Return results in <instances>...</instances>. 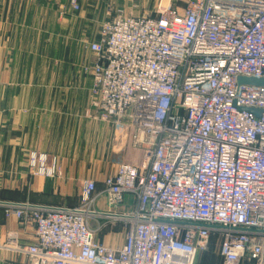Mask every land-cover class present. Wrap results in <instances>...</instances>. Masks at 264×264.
<instances>
[{"label":"built area","instance_id":"1","mask_svg":"<svg viewBox=\"0 0 264 264\" xmlns=\"http://www.w3.org/2000/svg\"><path fill=\"white\" fill-rule=\"evenodd\" d=\"M87 49V116L97 112L119 143L131 131L144 151L140 167L121 162L104 183L109 208L136 200L130 216H115L124 244L96 240L97 185L85 180L76 208L6 206L7 217L34 227L35 242L11 232L2 248L29 264H204L215 237L221 264H264V0L118 12ZM28 166L35 177L60 176L45 153H29Z\"/></svg>","mask_w":264,"mask_h":264},{"label":"crops","instance_id":"2","mask_svg":"<svg viewBox=\"0 0 264 264\" xmlns=\"http://www.w3.org/2000/svg\"><path fill=\"white\" fill-rule=\"evenodd\" d=\"M130 1L79 0V5L84 15L96 16L128 10ZM69 11L70 0H0V264H29L25 256L2 248L11 232L21 245L35 242L31 224L5 215L8 205L76 208L82 182L93 180L98 215L89 224L99 229L98 242L113 248L124 244L126 233L125 222L115 216H130L136 207L132 195L112 210L107 205L105 180L121 162L140 167L144 151L131 146V131L119 143L112 125L96 119L97 112L87 116L92 84L83 67L93 62L86 43L97 36L87 37L85 23L55 22L56 15ZM31 152L57 158L60 176L32 177Z\"/></svg>","mask_w":264,"mask_h":264},{"label":"rangeland","instance_id":"3","mask_svg":"<svg viewBox=\"0 0 264 264\" xmlns=\"http://www.w3.org/2000/svg\"><path fill=\"white\" fill-rule=\"evenodd\" d=\"M138 1L139 0H131L129 3L130 8L128 10L124 9V8L123 9L119 8L118 10L109 9L106 14L104 13V14H99L96 16L84 15L83 13H81V7L79 5L78 10H74L71 7V11H69V13H67V14L66 13L65 14L60 13V14L56 15L54 19H55V22H57L58 24L68 23V19L72 23H77V24L78 23H81V24L85 23V27H86L85 30H86L87 37L89 36V34L91 32H94V33H96V36L98 39V35L100 33V30H101L103 23H105L109 19H112L115 15L118 14V12H122L125 16H134V17L135 16L136 17L137 16H144V15L155 16L156 11L160 7H165L168 4H171L172 7L177 8L178 10L182 11L190 2H192L194 0H148L147 7H144L146 4L145 5L143 4L144 8L140 7ZM77 2L79 4V0H77ZM70 6H71V3H70ZM110 11H112L111 14L109 13ZM87 41H89V40L87 39ZM90 42L91 41L87 42L86 45ZM93 59H94V56H93ZM86 76H88V75H86ZM28 172L31 175L30 170H29V166H28ZM32 177H35V176H32ZM37 178H41V177H37ZM43 179H46V178H43ZM80 205H81V203H80ZM92 206H91V209H89L90 211H94ZM109 209L112 210L113 208H109ZM118 223H120V222H118ZM125 227H126V225H125ZM90 228L95 231L96 240L99 241V239H98L99 237L97 235V232L99 231V229H94L91 227V225H90ZM213 238H215V237H213ZM213 238L211 239V244L209 246L208 251L205 253L201 252V257L205 258L204 264H221V261H220L219 255H218L219 239H217V238L213 239Z\"/></svg>","mask_w":264,"mask_h":264},{"label":"water","instance_id":"4","mask_svg":"<svg viewBox=\"0 0 264 264\" xmlns=\"http://www.w3.org/2000/svg\"><path fill=\"white\" fill-rule=\"evenodd\" d=\"M242 83L251 84V85H261L262 82L255 80H240Z\"/></svg>","mask_w":264,"mask_h":264},{"label":"bare ground","instance_id":"5","mask_svg":"<svg viewBox=\"0 0 264 264\" xmlns=\"http://www.w3.org/2000/svg\"><path fill=\"white\" fill-rule=\"evenodd\" d=\"M88 214H93V213H88ZM109 216H113V215H109Z\"/></svg>","mask_w":264,"mask_h":264}]
</instances>
